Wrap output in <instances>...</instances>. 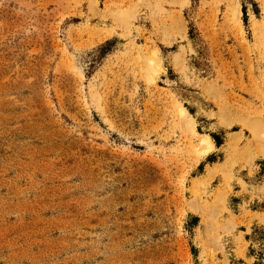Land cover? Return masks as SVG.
<instances>
[{
	"label": "rangeland",
	"instance_id": "1",
	"mask_svg": "<svg viewBox=\"0 0 264 264\" xmlns=\"http://www.w3.org/2000/svg\"><path fill=\"white\" fill-rule=\"evenodd\" d=\"M260 161L264 0H0V264H254Z\"/></svg>",
	"mask_w": 264,
	"mask_h": 264
},
{
	"label": "trees",
	"instance_id": "2",
	"mask_svg": "<svg viewBox=\"0 0 264 264\" xmlns=\"http://www.w3.org/2000/svg\"><path fill=\"white\" fill-rule=\"evenodd\" d=\"M243 22L245 25H248L249 17L246 6L243 7ZM256 15L259 16V11H255ZM190 39L195 43V46H198L199 51V60L197 61V66L201 67L205 58H206V47L203 46V40L200 37V34L197 28L194 26L193 23L190 24V31H189ZM116 40H109L106 43L100 45L98 50L108 49L111 46H114ZM89 71H94L95 64H91L89 67ZM191 113H193L192 109L188 108ZM217 146H221L223 141L221 137L217 134L211 135ZM211 163H215L216 159L211 158L209 160ZM259 165H261V175H264V161H260ZM238 199H233V202L236 203ZM235 206V205H234ZM255 208H262L261 211L264 212V205L261 207ZM247 240L252 241V246L250 248L249 256L255 257L256 261L254 264H264V226H255L251 235H247ZM253 245H258V249L254 248Z\"/></svg>",
	"mask_w": 264,
	"mask_h": 264
},
{
	"label": "bare ground",
	"instance_id": "3",
	"mask_svg": "<svg viewBox=\"0 0 264 264\" xmlns=\"http://www.w3.org/2000/svg\"><path fill=\"white\" fill-rule=\"evenodd\" d=\"M148 62V69H147V72H148V81L149 82H152L154 79H155V74L157 73V70L156 68H158L159 64H158V60L156 58L155 55H153L151 58H149L147 60ZM181 116L186 119L187 117V112L185 109L182 108L181 110ZM258 124V123H257ZM256 123H253V124H250L248 125L249 128L252 130L253 132V140L252 142L250 143L249 147L252 146L256 141H257V128H259V126L257 125ZM203 145H206L205 148L203 149V154L206 155L208 153H210L213 149V143L212 141L209 139V138H206L204 141H203ZM213 173V172H212Z\"/></svg>",
	"mask_w": 264,
	"mask_h": 264
}]
</instances>
